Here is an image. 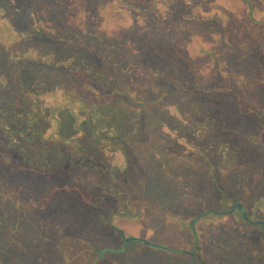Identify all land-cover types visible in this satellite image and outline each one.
<instances>
[{
    "label": "rangeland",
    "instance_id": "obj_1",
    "mask_svg": "<svg viewBox=\"0 0 264 264\" xmlns=\"http://www.w3.org/2000/svg\"><path fill=\"white\" fill-rule=\"evenodd\" d=\"M0 3H3L0 7L3 8L0 28L19 32L17 36H22L20 43L18 39L12 44L25 51L17 70L0 68L1 130L5 129V125L1 124L5 122L19 129L25 137L29 135V130L39 128V112L30 121L23 120L26 108L23 109V106L27 99L22 92L43 69L45 72L47 69L52 71L50 81L54 83V88L48 93L38 89V95L46 97L44 101L50 99L54 104H65L66 99L61 96L65 94L63 90L76 79V70L79 71L81 67L73 70L65 69L63 65L73 62L81 63L84 73L98 76V87L106 91V96L112 95L111 91L118 93L119 104L114 109L105 107L101 116L91 114L89 117L84 108H78V113L75 112L79 114L78 118L74 120L73 113L68 112L72 118L67 117L62 125L64 132L73 128L74 133L81 129V125L74 124L79 119L92 122V128L98 132L87 140L95 147L91 151L98 155V147L108 148V151L102 149L97 158L101 165L98 162L85 163L82 160L86 159L79 157L74 160V166L70 162L75 157H68L70 152L65 153L56 146H50L49 154L45 155L42 148L34 151L29 143H21L20 153L12 155L6 162L11 171V180L19 179L17 173L27 168L28 164L34 163L44 168L48 159L56 168L60 165L58 160L67 159V163L60 165L63 172L75 174L71 170L77 171L76 167H80L83 173H94H86V177H90L87 184L103 174L108 176L107 182L103 183L118 186L116 192L125 188L126 192L130 189L129 192L135 193L138 205L147 204L153 210L145 212V209L136 208L134 213L138 216V222L145 223L142 230L131 229L128 236L126 234L127 239H141L168 250L146 249L143 244L133 242L129 244L128 255H110L114 264H198L190 256L194 252L199 264H217L218 255L215 254L228 242L229 234L234 236L235 241L246 238L250 250L245 252L246 257H242L245 264H254L250 262L251 254L257 263L264 264V46L257 48L262 31L249 21V16L246 19L236 15L235 18L242 20L232 23L235 14L229 11L228 25L221 19L222 11L226 12L227 9L223 7L215 17L207 16L206 20H200L193 14V22L185 26L178 21L177 15L169 18V21L162 20V17H151L129 34L124 33L120 37L121 46L113 47L104 41L105 45L103 43L99 48L91 44L89 36L83 34L81 28L72 33L74 36L83 34L80 41L64 39L62 35L57 37L54 32L71 34L60 25V13L63 11L60 0H28L25 11L22 10L23 5L20 3L18 6L15 0H0ZM199 3L201 10L209 9L204 1L200 0ZM255 14H258L256 10ZM177 21L178 25H175ZM168 22L171 25H165ZM178 35L181 37H176ZM192 36L203 42L204 48L209 47L208 53L194 60L189 51L181 46L188 43L194 47ZM144 39L160 48L173 46L176 50H163L165 53L160 55L144 46ZM166 53L172 54L171 59H167ZM214 54L218 57L214 58ZM54 65L59 67L55 72L51 69ZM198 70H211L213 77L208 81L200 79L194 76ZM226 74L233 78L231 85L226 81ZM239 78L243 82L237 85ZM180 80L195 85L198 93L193 94L203 100L205 109L194 113L189 109L185 111L183 103L178 104L181 105L179 107L174 106V101L180 100L179 95L185 91L179 88ZM56 87L58 89L55 91ZM212 87L220 90L236 88L239 96L230 92L213 94ZM16 105L23 109L19 126L14 125V118L19 114L14 111ZM150 114H155L160 123L155 126L156 121L150 119ZM92 118L96 121H91ZM47 129L46 135H58L57 129H51V126ZM109 130L121 138L130 131L137 141L133 147L134 155L122 158L119 155L121 146L115 143L110 145ZM46 145L49 147L51 144ZM21 178L27 180L16 183L17 187H24L28 194L32 187V184H27L31 183L29 175L23 171ZM10 190L14 192L13 188ZM20 190L22 193L23 189ZM102 190L95 198L103 195ZM179 191H182V198L189 196L188 202L199 208L196 211L201 214L199 217L204 219L203 215L206 214L205 218L210 217L211 220L207 223L202 219L196 221L197 214L191 211L193 208H185L186 213L181 220L176 219L169 224L168 211L176 205L172 197L180 196ZM16 193L18 195L19 191ZM11 198V195L0 194V205L9 206ZM201 201L206 203L204 208L200 207ZM173 212L179 214L175 208ZM245 213L252 226L245 223ZM99 218L105 224V218L101 215ZM168 224L169 227L166 226ZM196 235L201 237L199 248L194 244ZM114 246L116 250H121L123 243L119 239ZM229 250L225 251L231 252L235 258L242 256L238 253L241 248L236 244L231 245ZM27 262L25 259V264Z\"/></svg>",
    "mask_w": 264,
    "mask_h": 264
},
{
    "label": "trees",
    "instance_id": "obj_2",
    "mask_svg": "<svg viewBox=\"0 0 264 264\" xmlns=\"http://www.w3.org/2000/svg\"><path fill=\"white\" fill-rule=\"evenodd\" d=\"M199 1L200 0H60V4L63 5V11L60 13V25L71 34L54 33L57 37L62 35L64 39L70 38L76 39V41H80L83 34H86L89 36L91 44L99 48L103 45L104 41L105 43H109L110 46L117 47L118 45L121 46L122 40L120 37L124 35V33L129 34L133 28L139 24L142 25L145 23L146 19H150L151 17H162V20L165 19L169 21V18L172 19L177 15L176 18H178V21L185 26L193 22V14L196 18H201L200 20H206L208 19L207 16L211 18L215 17L216 13L221 8L226 7V12L222 11L221 19L229 25V11L235 14L232 23H237V21L240 22L242 20L241 18H235L236 15L244 16L246 19L249 16V21L253 22L254 26L262 31V35L260 34V46L257 48L259 49L261 46H264V0H201L207 4L209 7L208 10H210L209 12L208 10H201ZM15 2L18 6L21 4L23 5L22 10H27L26 5L28 0H15ZM179 4L182 5L183 8L179 6ZM2 5L3 3H0V7ZM193 7H195L194 10ZM1 9L3 8H0V12ZM254 9L258 14H255ZM5 14L4 12V15ZM254 17L257 18L258 21H256ZM178 21L175 25H178ZM165 25H171V22ZM79 28L83 30V34L80 35L78 33V36H74L72 34L73 31H77ZM18 33L19 32L15 30L9 32L7 28H0L1 69L17 70L18 64L23 60L25 55L23 48L20 50L18 45L16 47L12 44L14 40L17 41L18 39L20 43L22 36L20 35L19 38L17 36L19 35ZM176 37L180 38L181 35ZM195 39V36L191 37V40L195 42L194 47L183 42L181 45L189 51L192 60L209 52V47L206 46L208 48L207 50V48H204L205 44L203 42L200 43V41ZM143 44L158 52L160 55L165 53L164 51H168V49L171 51L176 50L173 46L160 48L161 46L153 45L148 39H144ZM106 48L109 49L108 47ZM17 52H19V54ZM169 55L167 54V59H171L170 57L172 54L170 53ZM215 56L218 57L214 54L213 57L216 58ZM56 66L57 65H54L51 69L54 71L56 68H59ZM63 66L65 69L73 70L81 67L79 71L76 70L78 75L76 79H73L63 90L65 94L61 96L66 99L65 104L61 102L54 104L50 99L44 101L46 97L41 98V96L38 95V89H43L48 93V91L54 88V83L50 81L52 79V71L49 69H47L46 72L43 69L39 74H36L31 81L32 83L29 82L30 85L28 88L22 92L23 97L27 99L26 105L23 106V109L26 107L23 112V120L24 122L30 121L35 113L39 112V114H37L41 115L40 121L37 122L39 123L37 126L39 128L29 130V135L24 137L22 136V132H19V129L10 127L5 124V122L1 123L3 126L5 125V129H0V182H2L0 183V194H4L8 197L11 195L12 198L9 206L6 204L0 205V264H25V259L29 261L27 262L28 264H90V262L91 264H114L115 262L111 263L112 258L110 255H115L117 253L120 255H128L129 243H140L138 241L126 243V234L128 236V232L131 231V229L142 230L144 226L143 223H145V221L138 222V216H135L137 211L136 208L140 207V209H145V212H151V210H153L147 204L138 205L137 195L129 192L130 189H127L128 192H126L125 188H122V191L116 192L118 186L115 184L109 185L110 183H103L107 182L106 179L108 176L106 175H97L98 177H96L95 180L93 178V181L87 184L90 177L88 176L87 178L86 175L88 173L81 172L80 167H76L77 171L71 170V172L75 174L63 172L60 170V165L62 162L67 163V159L63 161L58 160L60 165L58 167L56 166V168L55 166L52 167V161L48 159L45 161L46 167L44 168L36 166V164L33 165L34 163L28 164L29 166L27 168H22L24 173L29 175V180L31 181V183L28 182L27 184H32L29 193L27 192L28 194L24 191V187H17V184L27 180L21 178L22 170L17 173L20 175L19 179L11 180V171L6 162H8L9 158H12V155L20 153L21 145H24V143H29L31 150L34 151L38 148H42V153L45 155L49 154L47 151L52 148L50 146H56L58 150L61 149L65 153L70 152V156L68 157H75L70 162L73 165L75 164L74 160L76 161L79 157H84L86 160L82 161L85 163H97L100 161L97 160L101 155L100 151H103L102 149L108 151L107 147H98V155L91 151L95 149V147L87 140H90L91 137L93 138V133H97L98 130H95L94 127L92 128V122H90V120L87 119L88 122H86V120L79 119V122H77L78 124L74 123L75 125H81V129L74 133L72 131L73 128L64 132L62 125L67 117L72 118V116H69L68 112L73 113L74 120L78 118L79 114L75 113L78 108H84L86 111L85 113L89 117L91 114H100L99 116H101L102 113H104L103 109H105V107H107V109H114L119 105L118 93H113V91H111L110 93L112 95L109 94L106 96V91L98 87L100 81L98 76H93V73H84L81 63L78 64L73 62ZM224 69L225 68H223V71ZM87 76L89 78H87ZM194 76L208 81L213 77V72L211 70H198L195 71ZM225 78L228 85H231L230 81H233V78L230 77L229 74H226ZM237 80V85L243 82L242 78ZM179 82V88H183L185 91L179 95L178 99L180 100L174 101V106L183 103V109L185 111L189 109V111H193L194 113H199L200 109H205L203 100L193 94L195 92L198 93L195 85L183 83L181 80ZM212 88L213 91L211 93L213 94L222 95L226 92H230L239 96V91H237L238 89L236 88H231L230 90L229 88H227V90ZM57 89L58 87L55 88V91ZM24 98L23 100H25ZM176 101L180 102L176 103ZM73 103L75 105H73ZM189 105L190 107H188ZM62 106L64 108H61ZM71 106H77V108L73 109ZM23 109H20L19 105H16L14 108V111L19 112V114L15 116L17 120L14 118V125H20L22 121L20 113ZM150 119L156 121L154 123L155 126L159 122L155 114H150ZM91 121H96V119L92 118ZM86 123H89V125H86ZM50 126L51 129L54 128L58 130V135H50V133L46 135L45 128L46 131H48L47 128ZM109 131L111 135L109 140V142H111L110 145L115 143L117 146H121L119 155L124 159L130 158L135 150L133 147L135 143H137L133 134L128 131L129 133L125 132L123 138H121L118 134L116 135L113 130ZM46 144L51 145L48 147ZM97 164L101 165V162ZM100 167L103 168V166ZM100 167L98 168L101 169ZM90 174L94 173L91 172ZM4 176L7 178H4ZM12 188L14 192H10ZM20 189H23L22 193ZM101 190L103 195L100 196V198L96 197V199L95 196H97V193ZM18 191L19 194L17 195L16 192ZM178 194L180 196L176 195L172 197L176 204L172 207L178 210L177 213L179 214H173V209L167 210V221H169V224L176 221V219L181 220L182 216L186 213L185 208L186 210L187 208H193V210H191L193 214H197L196 211L199 209L188 202L189 196L182 198V191H179ZM26 197L27 203L24 202ZM197 202H200V200ZM205 204L206 203L201 201L200 207L204 208ZM201 212L203 211L201 210ZM100 215L105 218V224L101 222L100 218L98 219ZM200 215L197 214L196 221L202 219V217H199ZM244 215L246 216V219H244L245 223L252 226L250 218L246 213ZM205 216L206 214L203 215L204 219L202 220H205L207 223L211 219L210 217L205 218ZM117 219L118 221L116 222ZM169 224L166 226L169 227ZM104 228H106V231ZM228 237V242H225L222 245L223 247L215 254L218 255L217 264H245L242 257H246L247 254H245V252L250 250L246 238L244 237V241H235L232 234H229ZM119 239L123 243V248L121 250H116L114 245ZM194 239V244L199 248V245H201L200 235H196ZM111 240H113V242ZM235 244L237 247L241 248V251L239 250L238 253L242 255L236 256V258L231 252L227 253L225 251H230L229 247ZM143 245L146 249L153 248L146 244ZM223 248L225 250H223ZM221 252H223L224 255H222ZM194 254L195 252L190 256L199 264L200 261L197 255ZM251 257L252 259L250 262L254 264L255 262L257 263V260L254 259L255 256L251 254Z\"/></svg>",
    "mask_w": 264,
    "mask_h": 264
},
{
    "label": "water",
    "instance_id": "obj_3",
    "mask_svg": "<svg viewBox=\"0 0 264 264\" xmlns=\"http://www.w3.org/2000/svg\"><path fill=\"white\" fill-rule=\"evenodd\" d=\"M125 240H126V239H125ZM132 241H138V242H140V243L146 244V245L151 246V247H153V248L163 249V250H168L167 248H164V247H161V246H157V245H155V244H151V243H149V242H147V241H144V240H141V239H127V240H126V243H129V242H132Z\"/></svg>",
    "mask_w": 264,
    "mask_h": 264
},
{
    "label": "flooded vegetation",
    "instance_id": "obj_4",
    "mask_svg": "<svg viewBox=\"0 0 264 264\" xmlns=\"http://www.w3.org/2000/svg\"><path fill=\"white\" fill-rule=\"evenodd\" d=\"M130 244V243H129Z\"/></svg>",
    "mask_w": 264,
    "mask_h": 264
}]
</instances>
